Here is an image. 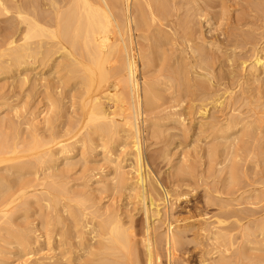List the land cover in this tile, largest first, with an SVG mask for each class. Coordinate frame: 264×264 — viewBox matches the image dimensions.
I'll return each mask as SVG.
<instances>
[{
    "label": "rangeland",
    "instance_id": "1",
    "mask_svg": "<svg viewBox=\"0 0 264 264\" xmlns=\"http://www.w3.org/2000/svg\"><path fill=\"white\" fill-rule=\"evenodd\" d=\"M43 1L3 0L9 11L0 13V143L7 157L0 162V264H102L112 258L103 248L111 219L135 240L136 252L116 254L146 264L147 221L130 185L137 163L127 132L89 133L84 85L57 69L59 53L45 65L40 55L18 65L3 46L9 28L19 39ZM173 1L153 21L150 39H139L155 54L140 69L163 92L143 115L141 136L148 187L161 198L159 212L149 213L161 264H264V69L254 64L264 59V0ZM59 141L69 143L68 153ZM171 234L180 240L172 259Z\"/></svg>",
    "mask_w": 264,
    "mask_h": 264
},
{
    "label": "bare ground",
    "instance_id": "2",
    "mask_svg": "<svg viewBox=\"0 0 264 264\" xmlns=\"http://www.w3.org/2000/svg\"><path fill=\"white\" fill-rule=\"evenodd\" d=\"M168 1L170 0H48V2H45L44 0L41 4V12H38L39 14H36V17H32L31 15L32 18H30L31 20L29 21L26 20V17H28L27 13H25V17L21 6L16 7V13L18 14L19 18L21 17V20L24 19V22L27 21V25L25 24L26 27L23 33H20L21 37L19 39L16 36L18 31L13 30V28H9L12 30L9 31L10 33L3 42L5 50H7L8 54L12 56L11 58L13 60L8 55L11 59V62L14 61L18 65L27 63L26 59H28V57L30 59V57L32 58L34 55H40L41 59L39 60L41 61V65H45L47 64L48 58L51 57V54L53 55L54 53H59L61 59L59 62H57L58 64H56L57 69L60 68L67 71V79L72 80L74 77H79L80 80H82V84L84 85V94L81 93L84 95L82 96L84 98L82 99L81 105L83 106L86 113V123L90 124L89 133L92 131L93 133H97L102 137H109L111 133H117L119 126V130L122 129L123 131L127 132V138L124 140L126 144L131 146V153H133V155L136 157L137 163V167L135 169L136 180L130 182V185L132 186V189L138 191V197L141 199L144 206L147 221L146 233L143 241L147 250L145 261L146 264L162 263L160 260L161 255H159L156 248V240L153 237L150 229L151 223L149 220L151 208H155L156 212H159L160 209L158 207L160 205L159 201L161 198L157 197L158 195L156 192L155 194L157 196L154 194L151 187H148L150 171L143 165L144 161L142 158L143 152L145 151H143L142 146V125L148 121L145 118L143 119V115L146 112L148 113V111L153 112L152 110L157 108L160 101L163 99V92L161 93L158 84H156V81L154 78H152L153 76H147L144 74V71L142 72L140 69V62H142L144 67L143 70L148 68L149 65L151 66L155 54L154 51H151L150 45L146 46L144 43L140 42L139 39H150L152 35L151 31L153 21L156 20V18H159V15L167 14L166 8L170 4V2L168 4ZM172 1L173 0H171V2ZM47 4L50 6L48 10L45 8ZM39 8L40 7H38V11H40ZM7 11H9L8 7L5 5L3 0H0V13ZM184 27L185 29H188V25ZM185 29L182 32L183 38L184 32H186ZM191 31L193 30H188L189 33H191ZM34 38H39L37 43L34 41L36 43L35 46H33L34 42H31V40ZM19 40H22V42L17 43ZM199 50L203 53V49L200 47L198 50L196 47L193 52ZM204 55L202 56L201 60L205 63V66H209L211 64L208 61L210 57L207 58L206 55ZM198 56L199 54L197 57ZM32 62L34 63L33 60L28 61L29 64ZM254 64L257 68L256 70L262 68L264 69V59L260 56L255 58ZM161 72L162 71H160V73ZM65 74L64 76H66ZM185 74L188 73L185 72ZM206 76L209 77V73H207ZM117 116L120 117L122 123H119L120 120L117 118ZM73 129L75 128L73 127L72 130ZM78 132L79 130L77 129L75 131V135ZM85 138L86 137H84L83 140L81 138L80 140L86 142ZM86 139H89L88 143L90 145L94 144L93 138L88 137ZM85 142H82L83 146L86 145ZM1 143L0 162L7 159L6 152L3 151ZM59 143L61 152L68 153L70 151L69 143H65L64 141H59ZM14 148L12 147L15 153L16 150H14ZM13 151H11V153ZM51 152H49L50 155H52ZM11 158L12 157H10V159ZM119 178L120 177H118V179ZM148 203L150 206H148ZM109 222L113 225L110 227L108 232L106 231L109 234V237L103 248L106 250H111L108 256L111 255L112 258L103 257L104 260L101 263L134 264L132 261L130 262L129 260H124L126 256L124 257L123 254V257L116 254L117 250L130 248L131 251V247L134 245L133 243L135 241L133 240V234H130L129 230L125 229L124 226H122L117 221V219H111ZM109 222L107 221V223ZM106 227L102 225L104 232ZM178 236L173 234L169 236L167 235L166 245L171 259L174 255L175 246H177L176 244L179 240V238H177ZM132 250L136 252V250ZM132 253L134 252H130L131 256Z\"/></svg>",
    "mask_w": 264,
    "mask_h": 264
}]
</instances>
